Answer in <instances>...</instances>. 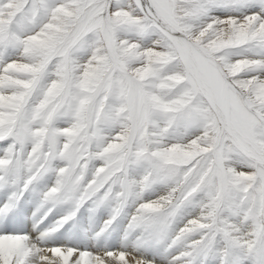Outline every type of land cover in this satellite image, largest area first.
Returning a JSON list of instances; mask_svg holds the SVG:
<instances>
[{"label": "snow or ice", "instance_id": "6c2138e0", "mask_svg": "<svg viewBox=\"0 0 264 264\" xmlns=\"http://www.w3.org/2000/svg\"><path fill=\"white\" fill-rule=\"evenodd\" d=\"M0 264H264V0H0Z\"/></svg>", "mask_w": 264, "mask_h": 264}]
</instances>
